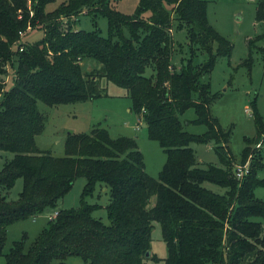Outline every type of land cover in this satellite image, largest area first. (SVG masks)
<instances>
[{
	"label": "trees",
	"instance_id": "trees-1",
	"mask_svg": "<svg viewBox=\"0 0 264 264\" xmlns=\"http://www.w3.org/2000/svg\"><path fill=\"white\" fill-rule=\"evenodd\" d=\"M51 1L0 0V150L13 153L0 168L3 264H66L72 254L88 264L158 262L150 250L153 221L167 247L164 264H264V200L253 194L264 185L256 175L264 168V120L253 100L255 135L244 136L236 161L230 129L210 110L217 96L206 77L232 44L208 22V0H137L133 14L118 10V0H65L46 9ZM255 5L256 20L264 22V0ZM80 14L92 16L93 29L77 26ZM98 16L106 18V35ZM33 28L42 29V38L22 42ZM175 28L185 30L190 45L179 68L172 63ZM262 36L248 39L249 47ZM197 50L207 54L198 64ZM102 80L125 91L148 138L162 147L165 160L156 177L146 172L135 136L113 137L100 125L67 131L63 155L36 144L46 118L38 101L92 100L107 95ZM190 107L195 117L186 123L205 125L201 133L185 129L180 118ZM191 143H212L219 164L199 165ZM247 161L249 171L237 178L235 165ZM79 176L85 179L79 205L59 208L28 247L14 240L4 253L8 225L54 207ZM19 177L22 188L9 200ZM98 183L109 193L108 224L93 216L98 204L86 201Z\"/></svg>",
	"mask_w": 264,
	"mask_h": 264
},
{
	"label": "rangeland",
	"instance_id": "rangeland-1",
	"mask_svg": "<svg viewBox=\"0 0 264 264\" xmlns=\"http://www.w3.org/2000/svg\"><path fill=\"white\" fill-rule=\"evenodd\" d=\"M65 0H53L46 5V9H53ZM256 0H208L207 19L208 22L222 35L228 38L232 44L229 56H218L215 64L206 77L210 85L211 93L217 96L210 103L212 115L218 118L221 126L230 129L228 147L236 161H239L244 143V136L255 135V124L253 120L252 101L258 113L264 120V37L255 39L249 47L248 39H254L257 35L264 33V22L255 18ZM115 7L126 14H133L137 9V0H118ZM149 10L143 12L147 17ZM78 27L93 29L92 16L80 14ZM65 19V18H64ZM97 25L102 35H106L107 21L104 16L96 18ZM174 46L172 63L179 68L182 59L190 56V45L186 39L184 29H174L172 32ZM43 31L40 28L28 30L22 36V42H33L41 39ZM15 46V45H14ZM207 54L197 50L193 62L198 64L205 61ZM89 64L87 69H90ZM7 86L12 84V68L9 67ZM151 71L147 68L146 73ZM107 95L92 99L56 105H47L38 101V108L45 114V125L40 134L37 135V145L40 149L47 150L53 155H63L64 139L67 131L89 132L94 126L105 127L111 136L130 135L135 136L138 146L143 153L145 170L153 177L157 176L164 160L165 153L157 141L148 138L145 122L140 115L130 110V98L125 91L111 82L101 81ZM195 117L193 107L188 108L180 115L184 127L190 132L201 133L205 125L186 123ZM196 153L199 165L207 163L219 164L218 157L212 143H191ZM13 153L0 150V168L6 159L11 158ZM256 175L264 178V168L257 170ZM85 183L82 176L77 177L71 189L61 197L54 207L45 209L35 217H27L12 222L7 227V238L3 247L6 253L14 240H24L28 247L31 241L39 234L47 224L49 215L59 208L74 207L80 203V194ZM204 186L216 192L224 189L211 182H204ZM22 188V178L16 179L14 185L7 192V199H16ZM253 194L264 200V185H257ZM109 199L108 189L100 183L92 194L86 197L88 203H96L98 207L92 212L94 217L108 224L110 219L107 215L106 204ZM155 196H151L150 205L153 204ZM263 225H264V219ZM151 252L156 254L160 260L154 262L146 259L148 264H164L167 256V247L161 235L158 222L153 221L151 231ZM5 257L0 255V264ZM66 264H88L80 256L68 255Z\"/></svg>",
	"mask_w": 264,
	"mask_h": 264
},
{
	"label": "built area",
	"instance_id": "built-area-1",
	"mask_svg": "<svg viewBox=\"0 0 264 264\" xmlns=\"http://www.w3.org/2000/svg\"><path fill=\"white\" fill-rule=\"evenodd\" d=\"M234 171L237 178H242L249 171V162L247 161L243 164H236ZM56 213L57 212H54L52 215H49V217L55 215Z\"/></svg>",
	"mask_w": 264,
	"mask_h": 264
},
{
	"label": "crops",
	"instance_id": "crops-1",
	"mask_svg": "<svg viewBox=\"0 0 264 264\" xmlns=\"http://www.w3.org/2000/svg\"><path fill=\"white\" fill-rule=\"evenodd\" d=\"M36 144H37V135H36Z\"/></svg>",
	"mask_w": 264,
	"mask_h": 264
}]
</instances>
